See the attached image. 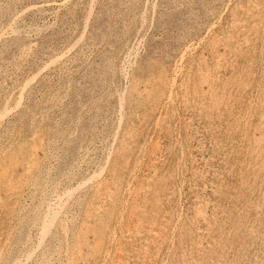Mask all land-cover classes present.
<instances>
[{
	"label": "rangeland",
	"instance_id": "374dc122",
	"mask_svg": "<svg viewBox=\"0 0 264 264\" xmlns=\"http://www.w3.org/2000/svg\"><path fill=\"white\" fill-rule=\"evenodd\" d=\"M22 263L264 264V0H0Z\"/></svg>",
	"mask_w": 264,
	"mask_h": 264
},
{
	"label": "bare ground",
	"instance_id": "6f19581e",
	"mask_svg": "<svg viewBox=\"0 0 264 264\" xmlns=\"http://www.w3.org/2000/svg\"><path fill=\"white\" fill-rule=\"evenodd\" d=\"M247 45V44H246ZM206 82V81H205ZM73 196V195H72ZM53 197V196H52ZM56 199V198H54ZM66 200V199H65ZM100 200V199H99ZM104 200V199H103ZM56 203V202H55ZM104 203V202H103ZM100 205V204H98ZM51 207V206H50ZM56 209V208H55ZM52 211V210H51ZM54 211V210H53ZM60 211V210H59ZM58 212V211H57ZM57 212H51V217H50V214H49V217L47 216V218L45 219V225H44V228H45V231L46 232L49 228H51L53 222L55 221L56 216L59 215L57 214ZM61 213V212H60ZM45 217V216H44ZM43 220V219H42ZM58 220V219H57ZM62 224V223H61ZM62 227V226H61ZM145 228V227H144ZM174 228V227H173ZM136 231V230H135ZM130 232V231H129ZM138 233V232H137ZM173 236V235H172ZM43 238V237H42ZM45 238V237H44ZM44 241V240H43ZM42 241V242H43ZM33 253V252H32ZM31 254V253H30ZM121 259V258H120ZM16 262V261H15ZM73 263V262H72ZM23 264V263H22Z\"/></svg>",
	"mask_w": 264,
	"mask_h": 264
}]
</instances>
